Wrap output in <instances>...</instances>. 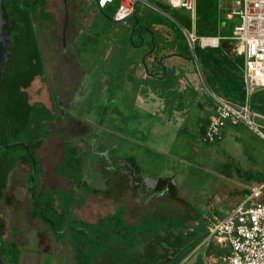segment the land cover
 <instances>
[{"label":"rangeland","instance_id":"rangeland-1","mask_svg":"<svg viewBox=\"0 0 264 264\" xmlns=\"http://www.w3.org/2000/svg\"><path fill=\"white\" fill-rule=\"evenodd\" d=\"M66 2L70 24L65 42L62 35L64 0H47L45 11L49 13L48 21L39 14L35 16L48 73L46 82L41 81L33 86L31 99L48 100L49 94L41 96L38 90L39 87L48 88L49 84L53 101L57 100V90L64 91L58 99L71 97L81 81V69L76 64L75 56L82 63L83 69L86 68L88 76L84 80H88L89 84V94L86 95L88 100H85L83 88L79 89L78 93H82L80 106L73 108L72 113L84 116L85 119L88 116L91 118L92 132L84 138V135H79L82 137H79L78 152L86 161L84 176L92 196H88V202L76 209L75 216L90 222L122 209L127 222L136 225V229L145 222L152 229L148 233L139 234L131 244L109 241L94 264H160L159 255L167 251L168 247L187 249L198 235L209 232L215 218H225L239 199L237 190L252 187V191L260 190L258 195L264 199V184L261 188L255 187V181L264 179V138L243 122L228 123L222 139L217 142L203 141L201 136L200 126L208 117L215 116L213 93L232 103H241L235 93H229L222 86L220 78L215 80L210 76L212 68L202 65L198 60L172 56L163 61L162 78L155 80L149 77L146 81L149 84L157 83L158 88L165 91L180 79L175 86L176 93L168 95L171 107H181L178 109L180 118L172 117L170 108L153 110L135 106L137 93L142 92L141 84L122 82L115 86L109 82L107 87L110 89L99 92L106 84L103 75H111V65L121 63L126 70L129 69L128 64L136 63L145 68L143 60L149 47L147 44L142 45L137 34H131L135 26L132 17L123 22H113L117 3L105 11L101 10L109 20L96 7L95 0ZM221 3L224 5V0ZM219 5L220 0H198V22L207 27L208 34L212 32L218 36H230L233 25L227 27L221 22ZM135 11L141 26L154 28L156 23H162L160 30L163 34L155 28L156 42L162 57L174 51L190 57L192 52L175 18L162 17L144 3H138ZM179 12L187 14L186 10ZM207 51L213 54L219 52V49ZM232 58L238 66H243L242 58L236 53ZM152 61L153 57L146 59L149 66ZM180 68L182 75L178 74ZM129 71L133 75L132 69ZM189 85L191 92L185 90ZM144 91L142 94L145 99L148 102L154 101ZM256 93L264 96V89L256 88ZM64 104L67 105L66 102ZM143 108L149 111L144 112ZM55 109L59 110L56 105ZM112 115H115L116 120L120 117L122 124L114 122ZM167 118L176 122L171 121L172 124H168L171 127H165L168 131L165 132L161 128ZM256 123L261 124L262 121L257 119ZM50 128L57 130L58 124H50ZM68 141L71 142V138L68 137ZM48 170L47 167L48 179L57 180L58 177L55 178L52 171L49 173ZM251 173H254L255 178L248 182L244 176ZM145 174L159 179L156 189L150 185L145 186ZM27 175L28 168L21 165L10 175L0 205L1 218L6 222V237L10 240L17 238L20 242L22 264H78L73 255L70 233L57 237L49 225L30 218ZM38 233H41L39 238ZM210 243L201 241L199 246L203 247L193 250L180 264H209L203 250H208L210 255L209 251L215 244ZM54 245L61 248H50ZM218 252L221 253L222 249ZM220 262H223V258L218 264Z\"/></svg>","mask_w":264,"mask_h":264},{"label":"trees","instance_id":"trees-1","mask_svg":"<svg viewBox=\"0 0 264 264\" xmlns=\"http://www.w3.org/2000/svg\"><path fill=\"white\" fill-rule=\"evenodd\" d=\"M119 1H115L117 6ZM151 1L164 12L157 13L158 15L173 17L180 26L187 29L191 28V18L188 13L182 14L179 12L180 10H173L158 0ZM46 3L47 0H4L12 27V52L3 75V89L0 95V203L5 197L10 175L18 164L29 167L28 190L31 217L49 225L57 237L58 235L59 237L60 235L67 236L70 233L76 262L78 264H94L100 257L102 248L109 241L117 240L122 244H131L139 234L148 233L152 229L147 226L146 222L142 224V227L136 229V225L127 222L125 211L122 209L101 217L96 222L85 221L75 216L74 209L83 205L88 196H92V190L84 181L86 161L79 154L78 146L72 141L65 142L66 158L58 165L56 174L73 180V189L64 191L42 188L41 178L44 173L37 157V150L42 146L44 140L51 135L49 125L51 123L58 124L61 121L59 110H56L55 106L50 108L43 102H31L27 91L37 77H44L46 74L44 53L35 25L37 14L42 19H49V13L45 11ZM197 16H199L198 5ZM137 18L139 26H141L138 15ZM220 20L225 22L223 16L220 17ZM196 29L201 36H218L212 32L208 34L206 32L207 27L198 22V17ZM154 35V42L151 39L147 42L151 53L145 55V63L148 57H153V61L150 66L145 64V70L148 74H153L160 79L163 76V71L159 60L163 54L156 42L157 32L154 31ZM153 45L156 47L155 49H152ZM207 49H219V52L210 54ZM223 49V46L202 49L196 45L195 53L199 52L198 62L213 69L210 76L215 80L220 78L223 81L222 86L229 93H235L242 103L245 95L243 66H238L232 58L233 54L226 53ZM242 60L243 58L241 63ZM251 103L256 112L264 115V96L255 92ZM261 121L260 130L264 133V121ZM211 122L212 120L210 121L208 118L201 125L202 137L205 136ZM244 177L248 182H252L255 175L251 173ZM255 182L257 183L255 187L259 188L264 184V179L260 178ZM252 190V187L237 190V194L240 195L239 199L251 195ZM254 198L263 199L261 195H256ZM207 236L208 233L198 235L196 239L190 242L187 249H177L176 246L168 247L167 251L159 255V263L180 264ZM0 255L10 264H20L22 256L20 244L7 238L1 230Z\"/></svg>","mask_w":264,"mask_h":264},{"label":"built area","instance_id":"built-area-1","mask_svg":"<svg viewBox=\"0 0 264 264\" xmlns=\"http://www.w3.org/2000/svg\"><path fill=\"white\" fill-rule=\"evenodd\" d=\"M115 1L98 0L97 3L95 0V5L99 8V4L100 9L103 10ZM158 1L173 10L187 11L191 18V28L181 27L187 44L194 54L196 45L202 49L218 48L223 42H231L234 47L233 52L244 60L243 102L235 104L213 93L216 113L205 136L202 137L203 141L213 143L222 139L223 130L228 123L243 122L261 132L262 125L256 123V120L264 121V115L252 108L251 101L256 88L264 89V0H224V5L221 3L223 0H220V16L224 17L225 26L233 25L230 36H201L197 33V0ZM138 3H144L147 8L164 13L152 1L120 0L114 13V21L123 22L131 18L135 15ZM259 191H252L248 197L237 200L229 214L222 220L215 218L209 228L205 241L226 243L230 250L228 264H264V199L254 198Z\"/></svg>","mask_w":264,"mask_h":264},{"label":"crops","instance_id":"crops-1","mask_svg":"<svg viewBox=\"0 0 264 264\" xmlns=\"http://www.w3.org/2000/svg\"><path fill=\"white\" fill-rule=\"evenodd\" d=\"M48 2H49V0H48ZM197 5H198V3H197ZM64 14H65V6H64ZM221 22L224 24L223 21H221ZM69 24H70V22H69ZM68 27H69V25H68ZM66 34H67V32H66ZM62 35H63V32H62ZM222 46L224 48L223 50L226 53L234 54V52H233V48L234 47H233L231 42H223ZM44 59H45V57H44ZM143 63H144V66H145V59L143 60ZM128 66H129V69L124 70L123 69V65L121 63H117V64L111 65V68H110L111 75H110V77H108V74H104L103 75L104 83H106L104 85V87H103V91H107V90L110 89L109 86L107 87V83H109V82L110 83L112 82L115 86L120 85L122 82L131 83L132 85L141 84L142 85V92H140V93L138 92L137 93L138 96H137L136 99H138V101H137L135 106H144L146 108H150V109H153V110H155V109L156 110H158V109L161 110V109H163L165 107L166 108H170V111L172 112L171 116L172 117L177 116V118H180L179 116H181V115H178V113H179L178 109H181V107H179V108H175L177 106L171 107L169 105V100H168L170 98L168 95H171V93L173 94V92L176 93V91H175L176 87L175 86L177 85V83H175L174 86H172V87L166 88L165 91H164V90L158 88L157 83L155 84V83L152 82V83L149 84L148 82H146L149 79V77H151V78L154 77L153 79H155V80H158L159 78H157V76H155L153 74H148L146 72L145 68H142L141 64L138 65L136 63H131L130 65L128 64ZM128 66H127V68H128ZM130 69H132L131 72L133 73V75L129 74L130 73V71H129ZM47 73H48V71L46 70L45 76L44 77H37L36 80L31 85V87L28 88L27 91H28V93L30 95V100H31V102H43V103L46 104V106H48L50 108H52V107H54L56 105L57 107H59V110H60V106H63V111L65 112V116L63 117L62 123L61 124L58 123V129L57 130L51 129V135L44 140L42 146L38 149L39 151L37 150V157L40 160L41 166L43 168V173H44L43 174V178H42V181H43L42 188L43 189L44 188H50V189H53V190L61 189V190H64V191H70L74 187L73 180H71V179H69L67 177H61V176L57 175L56 174V170H57L58 165H60L66 158L65 142L68 141V137L71 138L72 143L76 144L79 147L80 146L79 137H82L84 135L82 137V138H84L85 135H87V132L89 131V129L91 127V125H90L91 123L88 122V120H86L85 118L80 117V116L78 117L79 119L77 118L76 120L73 121L72 118H71L72 114H71V112L69 110L72 107L71 106L72 105V101H73L72 96L71 97L70 96H66L64 98L62 97V98L58 99L60 94H62L64 91H62V92L60 91L59 92L57 90V97H56V94H55V97L57 98V100L55 101V99H54V101H53L52 97L50 95V92H51L50 89L52 88L50 86L51 84L48 85V88H47V86H45V89H41V87H39V90H38V92H39L38 94L41 95V96H45L46 97V95L49 94L48 100L42 99V98H38V99H34V100L31 99L32 98L31 90L33 89V86H35L37 83H39L41 81H45L46 82L47 81ZM178 74L182 75L180 72H178ZM84 77H85V75L81 76V81H80V84H79L80 87H82V84H83L82 80L84 79ZM179 81H180V79H179ZM78 86L76 85V87H78ZM154 87H156V88H154ZM143 90H145L144 92H146L148 95L150 94L151 97L154 99V101H151V102L149 101L148 102L145 99L144 94H142ZM185 90L191 92L192 91L191 90V85H190V87L185 88ZM161 93L165 94L166 96L162 95ZM64 102H66L67 105H65ZM114 108H116V107H114ZM146 108H143V109L147 110ZM209 108H212V107H209ZM118 110L120 111V109H118ZM214 110L216 111V105H215V109ZM112 116L114 117V122L115 121H119L122 124V121H121L120 117H119V120H116L115 115H112ZM113 117H110V118H113ZM214 117L215 116L212 115V116H210L208 118L211 121ZM80 118L82 120H80ZM164 120L166 121V124H165V122H163L164 127L161 128V130H164L165 132H168L167 130H165V127H171L170 126L172 124L171 121H173V120H172V118L171 119L167 118V119H164ZM173 122H176V121H173ZM51 124L56 125L55 123H51ZM168 124H170V125H168ZM200 129H201V126H200ZM105 131H106V133L108 132L107 130H105ZM79 135H82V136H79ZM41 150H44V151L41 152ZM18 165H21L23 167H27V166L22 165V164H18ZM47 167L49 168V170H48L49 173H50V171H52V173L54 174L55 178L58 177L57 180L51 181L50 179H48V177H47V174H48L47 173ZM27 168H28V175L27 176H29L30 169H29V167H27ZM139 171H140V169H139ZM143 180H148V181L150 180L151 181L150 183L152 184V186L156 187L157 186V181L159 179L158 178L156 179L153 176H149L148 174H145ZM47 181H48V184H46ZM84 181L87 182L85 180V176H84ZM59 184H60V186H58ZM29 198H30V196H29ZM3 200H2V202H3ZM137 200L138 199H136L135 201L137 202ZM87 202L88 201L86 200L85 203H87ZM1 203H0V205H1ZM80 207H76L74 209V214H76V209L80 208ZM29 216H30V218L32 220H34L31 217V209L29 211ZM80 219H82V218H80ZM82 220H85V219H82ZM97 220L90 221V222H96ZM34 221H37V220H34ZM19 229H21V228H19ZM40 234L41 233H38V235H37L38 238H39ZM14 239H15L16 242H18L20 244V242L18 241L17 238H14ZM14 239H12V240H14ZM50 242H51V240H50ZM213 243H215V244H214V247L211 248V251H209L210 255L208 254V250L206 251V249H204V250L202 249L204 251L205 255L207 256L206 259H207L208 263L209 264H218L220 259L223 258V262H220L219 264H228V256H229V253H230V250H229L228 246L226 247L225 243H217L215 241H212V244ZM210 245H211V243H210ZM51 247H53L52 249H54L56 247L61 248L59 245L50 246V248ZM201 247H203V246H199L198 245L194 250H200ZM50 248H48V249L50 250ZM220 249H222L221 253L218 252V250L220 251ZM58 251L60 252V249H58ZM208 256H210V258H211V260L209 259L210 261L208 260ZM22 263H23V253H22V256H21V260H20V264H22ZM27 264H29V263H27Z\"/></svg>","mask_w":264,"mask_h":264},{"label":"water","instance_id":"water-1","mask_svg":"<svg viewBox=\"0 0 264 264\" xmlns=\"http://www.w3.org/2000/svg\"><path fill=\"white\" fill-rule=\"evenodd\" d=\"M97 3H98V0H97ZM64 6H65V14H64V22H63V41L65 42L66 32H67V28H68V25H69V22H70V12H69L68 4H67L66 0H64ZM98 7L100 9L99 4H98ZM100 11H101V9H100ZM125 18H123V19H125ZM132 18L136 21V25H135V29H136L138 27V25H139L138 18H137L136 15H133ZM113 22H118V21H113ZM11 28H12L11 27V22H10V18H9L8 12H7V10L5 8V5H4V0H0V95H1L2 89H3V75H4L5 71H6L7 63L10 60L11 52H12V35H11V30L12 29ZM134 30L132 31L131 34L134 33ZM141 31L142 30H139V33H141ZM130 38H131V36H130ZM152 42H154V35L152 36ZM154 47L155 46L153 45V49H154ZM198 55H199V52H196L195 57L197 58ZM172 56L177 57L178 55L177 54H170L168 56L161 57L160 60H159L160 65L161 66L163 65V61L167 57L170 58ZM195 57L193 59H195ZM193 59H191V60H193ZM256 131L264 138V133H262V132H260L258 130H256ZM0 230L2 231L3 234L5 233L4 225H3V223L1 221H0ZM0 264H10V263L2 255H0Z\"/></svg>","mask_w":264,"mask_h":264},{"label":"flooded vegetation","instance_id":"flooded-vegetation-1","mask_svg":"<svg viewBox=\"0 0 264 264\" xmlns=\"http://www.w3.org/2000/svg\"><path fill=\"white\" fill-rule=\"evenodd\" d=\"M162 24V23H161ZM161 24H155L154 25V28L152 27V26H149V25H146V26H139L138 25V27L135 29V27L133 28V30H134V33L133 34H137V36H138V38H139V41L142 43V45H144V44H147V42H148V40L149 39H151V41H152V36L154 35V31L157 29L160 33H162L163 34V31H161L160 30V27H162L161 26ZM136 25V24H135ZM156 28V29H155ZM165 29H167L168 31H169V29L168 28H166L165 27ZM139 30H142L141 31V33H139ZM167 30H165L166 32H167ZM156 32V31H155ZM170 32V31H169ZM169 34V33H168ZM155 36V35H154ZM170 38V37H169ZM172 40V39H171ZM220 47H222V44H221V46ZM149 53H151V50H147L146 51V54H149ZM172 54H177L178 56L177 57H181V58H183V59H188V60H191V59H193L194 57H195V55H196V53L194 54H190V57H185V56H183L182 55V52H178V51H174V52H171ZM167 55V54H166ZM75 56V55H74ZM195 60H198V57L196 58L195 57V59H193V61H195ZM75 61H76V64H78V66L80 67V69H81V76H83V75H85V77H84V79L86 78L87 79V76H88V73H87V71H86V68H84L83 69V67L81 66L82 65V63H80L79 61H78V58L75 56ZM175 68V67H174ZM181 69L182 68H180V70L178 69V72H180L181 71ZM77 71H78V69H77ZM175 71H176V69H175ZM174 74H175V72H174ZM83 79V84H82V87H77L76 88V91H74L73 92V94H72V99H73V101H72V107L69 109L70 110V112L72 113V109L73 108H77V106L80 104V102H81V94L82 93H78L79 92V89H81V88H83V92H84V94H85V96L86 95H88L89 94V84H88V80H87V82H85L86 80H84ZM177 83H179V80H177ZM189 87H190V85H189ZM197 89V88H196ZM99 92H103V90H101V91H99ZM82 99L84 100V98L82 97ZM85 100H88V96H86V99ZM80 106V105H79ZM59 108V107H58ZM146 111H149V109L148 110H144V112H146ZM59 113H60V118H61V121H60V123L59 124H61L62 123V121H63V117L65 116V112L63 111V106H60V110H59ZM148 114H149V112H148ZM151 114V113H150ZM79 117V115H77L76 114V116L72 113V116H71V118H72V120L74 121V120H76L77 118ZM80 117H83V118H85L84 116H81L80 115ZM146 117H148V116H145V118ZM88 119H86V120H88V122H90V116H88L87 117ZM90 118V119H89ZM79 119V118H78ZM80 120H82L81 118H80ZM89 132H92V130H91V127H90V129H89V131L87 132V134L89 133ZM103 132V131H102ZM104 133V132H103ZM42 178H43V176H42ZM42 178H41V181H42ZM144 182L145 183H147V184H145V186L146 185H150V187L152 186V184L150 183L151 181L149 180H144ZM42 184H43V181H42ZM41 184V185H42ZM158 186H156L154 189H156ZM0 221L3 223V225H4V231H5V226H6V222L1 218V215H0ZM5 234V233H4Z\"/></svg>","mask_w":264,"mask_h":264}]
</instances>
